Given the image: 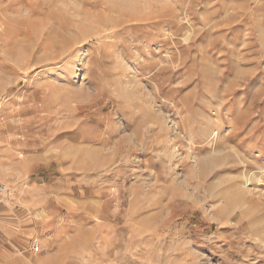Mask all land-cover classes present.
I'll list each match as a JSON object with an SVG mask.
<instances>
[{
    "label": "rangeland",
    "instance_id": "1",
    "mask_svg": "<svg viewBox=\"0 0 264 264\" xmlns=\"http://www.w3.org/2000/svg\"><path fill=\"white\" fill-rule=\"evenodd\" d=\"M1 7L0 264H264V0Z\"/></svg>",
    "mask_w": 264,
    "mask_h": 264
},
{
    "label": "bare ground",
    "instance_id": "2",
    "mask_svg": "<svg viewBox=\"0 0 264 264\" xmlns=\"http://www.w3.org/2000/svg\"><path fill=\"white\" fill-rule=\"evenodd\" d=\"M28 3H30V2H28ZM30 6H31V4H30ZM27 12L28 11L26 10V13ZM8 17L5 15L3 7H1L0 8V39L3 42V43L1 42V44H5V43L6 44H15V41H17V39H19L18 38L19 35L26 36L28 34V32H27L28 28L26 29L25 28L26 26H24V24H25L24 22H25V20L27 18L26 14L22 17L21 20L18 19L16 21V23H13V20L12 19L9 20ZM261 29H263V27L259 24V27L257 29H255V31H260ZM2 48H3L2 51L4 52L5 49H4V47H2ZM80 50H81V48H78L76 50V52H74L73 57H77L80 54ZM78 70H79V67L76 64L71 65L70 66V70H69V75L73 74V73L77 74ZM166 133L168 135V131ZM211 134H213V137H214V136L218 135V132L217 131H213ZM164 145H170L169 144V140L164 142ZM246 181H247V179H246ZM3 192L4 191H0V211L5 212V209L7 208V206H6V203H5L6 202L5 198L2 197V195H4ZM3 215H4V213H3ZM28 261L31 263L30 260H28Z\"/></svg>",
    "mask_w": 264,
    "mask_h": 264
},
{
    "label": "built area",
    "instance_id": "3",
    "mask_svg": "<svg viewBox=\"0 0 264 264\" xmlns=\"http://www.w3.org/2000/svg\"><path fill=\"white\" fill-rule=\"evenodd\" d=\"M6 190H7L6 184L0 181V191H6ZM32 250L34 252H38L40 250L39 241H34L33 246H32Z\"/></svg>",
    "mask_w": 264,
    "mask_h": 264
},
{
    "label": "crops",
    "instance_id": "4",
    "mask_svg": "<svg viewBox=\"0 0 264 264\" xmlns=\"http://www.w3.org/2000/svg\"><path fill=\"white\" fill-rule=\"evenodd\" d=\"M38 216H39V219H40V216H41V215L39 214Z\"/></svg>",
    "mask_w": 264,
    "mask_h": 264
}]
</instances>
